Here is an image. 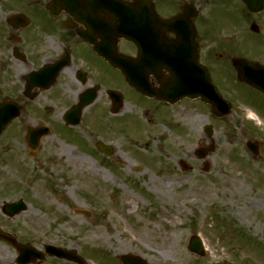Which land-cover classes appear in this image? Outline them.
Instances as JSON below:
<instances>
[{
	"label": "flooded vegetation",
	"instance_id": "flooded-vegetation-1",
	"mask_svg": "<svg viewBox=\"0 0 264 264\" xmlns=\"http://www.w3.org/2000/svg\"><path fill=\"white\" fill-rule=\"evenodd\" d=\"M106 8L107 0H0V116L11 119L0 137V166L9 169L8 188L18 183L21 193L0 202V227L21 243L44 245L25 238L40 229L11 227L20 215L37 213L40 184L50 182L40 168L63 165L72 151L103 154L106 163L122 168L117 135L130 133L120 128L122 112L135 102L154 112L150 128L163 123L183 136L186 159L210 179L220 170L214 168L217 151L208 146L218 150L221 128L240 136L244 142L230 146L234 160L223 175L240 174L264 186V0H118L113 33ZM108 48L132 60L126 70L135 81L170 100L131 85L124 70L104 57ZM204 68L219 93L210 92L212 102L199 92ZM196 134L199 140L189 145L188 135ZM17 200L25 210L6 216L4 202ZM2 242L19 264L17 246ZM238 247L234 255L245 258L234 257V264H252L248 251L260 262L261 245ZM30 264L90 261L48 256Z\"/></svg>",
	"mask_w": 264,
	"mask_h": 264
},
{
	"label": "rangeland",
	"instance_id": "rangeland-1",
	"mask_svg": "<svg viewBox=\"0 0 264 264\" xmlns=\"http://www.w3.org/2000/svg\"><path fill=\"white\" fill-rule=\"evenodd\" d=\"M152 116L154 112L141 102L122 112L120 128L130 132L117 135L122 168L106 163L103 154L81 151L70 152L63 165L40 168L50 182L40 184L37 213L20 215L11 227L24 223L40 229L25 238L36 245H67L90 264H122L119 254L129 252L160 264H234V257L245 258L234 255L240 245L260 242L264 250V186L240 174L223 175L234 160L230 146L244 140L220 129L213 156L214 168L220 171L210 179L211 173L206 175L197 162L186 159L183 136L163 123L153 122L150 128L147 120ZM261 128L264 135V125ZM188 136L191 146L199 140L197 134ZM183 158L194 170L180 168ZM8 170L0 166V202L21 196L18 183L8 188ZM76 208L90 210L94 219L75 213ZM193 233L205 241L204 258L187 248ZM15 253L0 243V264H14ZM252 253L247 252L252 264H264V251L258 263L252 262L256 260Z\"/></svg>",
	"mask_w": 264,
	"mask_h": 264
},
{
	"label": "water",
	"instance_id": "water-1",
	"mask_svg": "<svg viewBox=\"0 0 264 264\" xmlns=\"http://www.w3.org/2000/svg\"><path fill=\"white\" fill-rule=\"evenodd\" d=\"M117 0H108V4H107V10H108V22H107V28H108V32H111L115 27H116V10H117ZM108 60L114 65V66H120V67H125V66H131V63H127L126 61L122 60V58L119 55H116L115 52H110L108 51L106 54ZM128 75L131 76L133 73L128 72ZM203 77H204V86H206V84L210 81L207 75L206 70L203 71ZM138 86V85H137ZM141 88V87H140ZM145 92L149 93V94H153V91H151L150 89H143ZM5 122L3 124L0 125V135L3 132L4 128H5ZM104 151H106L104 149ZM18 208V206L16 207ZM22 208V207H21ZM7 213H12V211L14 209H11L10 206H6L4 209ZM90 213L89 211H85V210H77V213ZM5 237H9V235H2ZM46 249L49 252H52L54 254H57L60 257H66L69 259H74V260H78L77 257H75L74 252H62V251H57L52 249L51 247H46ZM191 249L197 253H199L200 255H204V245L203 242L201 241V239H199L196 236H193L192 241H191ZM22 256H21V261L23 262H27L30 261L33 258H37L38 253H36L34 250H30L28 248H22ZM121 259L124 261L125 264H147V262L142 259L139 256H133L131 254H124L121 256Z\"/></svg>",
	"mask_w": 264,
	"mask_h": 264
}]
</instances>
